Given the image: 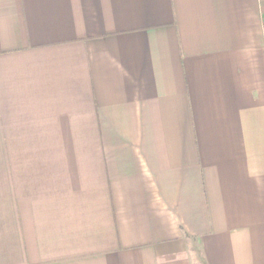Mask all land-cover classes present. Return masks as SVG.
<instances>
[{"label": "crops", "instance_id": "obj_1", "mask_svg": "<svg viewBox=\"0 0 264 264\" xmlns=\"http://www.w3.org/2000/svg\"><path fill=\"white\" fill-rule=\"evenodd\" d=\"M0 264H264V0H0Z\"/></svg>", "mask_w": 264, "mask_h": 264}]
</instances>
